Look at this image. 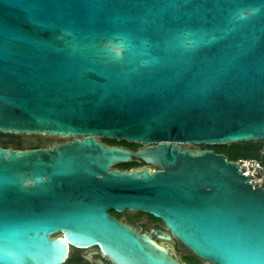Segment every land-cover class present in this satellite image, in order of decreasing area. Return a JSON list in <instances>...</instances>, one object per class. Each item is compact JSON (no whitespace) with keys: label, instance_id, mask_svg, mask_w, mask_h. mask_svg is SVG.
I'll return each mask as SVG.
<instances>
[{"label":"water","instance_id":"95a60500","mask_svg":"<svg viewBox=\"0 0 264 264\" xmlns=\"http://www.w3.org/2000/svg\"><path fill=\"white\" fill-rule=\"evenodd\" d=\"M0 131L73 137L0 146V264L71 245L186 264L110 210L159 218L209 264H264V186L181 145L264 140V0H0ZM131 159L154 168L115 167Z\"/></svg>","mask_w":264,"mask_h":264},{"label":"trees","instance_id":"16d2710c","mask_svg":"<svg viewBox=\"0 0 264 264\" xmlns=\"http://www.w3.org/2000/svg\"><path fill=\"white\" fill-rule=\"evenodd\" d=\"M8 133H4L0 131V146L9 147L13 146L15 149H26L27 147L19 141L18 139H14L12 137H8ZM108 143L114 144L123 141H116L114 139L103 138ZM39 146V143H33L28 145V148H36ZM201 148H209L213 149L217 153H224L225 156L230 159H236L238 157H250V158H258L262 162H264V140H248L243 142H231V143H223V144H214V145H203ZM143 163L137 162L135 160H130L127 162H121L115 165L117 168L121 169H130L133 167L141 166ZM111 214L115 215L116 217L120 218L121 213L116 212L114 210L109 211ZM140 214L144 212L139 211ZM150 215V214H149ZM152 219L157 220L158 218L153 217ZM186 264H204L200 257L196 254L191 252V254H184L183 258ZM66 261H71V258H68ZM64 264V263H63Z\"/></svg>","mask_w":264,"mask_h":264},{"label":"flooded vegetation","instance_id":"af4514ba","mask_svg":"<svg viewBox=\"0 0 264 264\" xmlns=\"http://www.w3.org/2000/svg\"><path fill=\"white\" fill-rule=\"evenodd\" d=\"M99 140L101 142L105 143V144H108V145H120V146L129 148V149H132V150H136L138 147H142V144L137 143V142H134V141H123V142H119V143L117 142V143L111 144V143H108L103 138L102 139H99ZM116 141H118V140H116ZM61 142H64V141H60V142H56V143H61ZM36 143H39V146H37L36 148H40V147H50L53 144H55V143L45 144L44 141H37ZM131 160H135L137 162L143 163L141 166H137V167L149 166L150 168H154V166H152V165H146L141 160H138V159H131ZM118 169H121V168H118ZM121 170H123V169H121ZM119 213H121V212H119ZM123 214L121 213L120 218L116 217L113 214H111V215L114 216V217H116L117 219H119V220L127 223V220H124L122 218ZM136 216L137 217H143V216H145L144 219H143V222H142V224H143L142 225V228L139 231H143V232H146V233L150 234L157 242L160 243V240L161 239H158L152 233V230L158 229V228L165 229V226H164V228H162L160 226V222H162V221L159 218L157 220L152 219L151 215H149V214H145V215L144 214H137ZM162 224H163V222H162ZM58 234H60V232L55 233L54 236H56ZM166 242L169 243V244H171V245L174 244L176 246L179 245V244H181L180 241L178 239H176L174 236H173V238H172L171 241H166ZM93 247H95L96 249L95 250L93 249L91 251H83V249L88 248V247H76V246H72L71 245L70 246V252H69V255H68V258H71V261H65L64 264H113L109 260V258L100 250V248L98 246H93ZM184 250L185 251H183V257H184V254H191V252H192L186 246H184ZM181 261H184V260H181Z\"/></svg>","mask_w":264,"mask_h":264},{"label":"rangeland","instance_id":"374dc122","mask_svg":"<svg viewBox=\"0 0 264 264\" xmlns=\"http://www.w3.org/2000/svg\"><path fill=\"white\" fill-rule=\"evenodd\" d=\"M9 136L8 137H12L14 139H18L19 141H21L25 147L28 148V145L36 143L37 141H44L45 144H51V143H56V142H60V141H68L70 139H72L73 137H64V136H58V135H49V134H15V133H8ZM98 139H102V137H98ZM151 144V143H150ZM183 147H196L198 149H201L202 145L201 144H186V143H182L181 144ZM10 148H13V146H9ZM123 214L122 218L124 220H127V223L129 225H131L133 228L137 229V230H141L142 228V222L145 216L143 217H137V214H140L139 211H130V210H125L123 212H121ZM144 215L147 213H143ZM160 226L162 228H164V225L162 224V222H160ZM160 244L164 245L169 252L176 257L179 260H183V251L184 250V246L182 244L179 245H174V244H169L164 240H160ZM95 250L96 248L91 246L88 248L83 249V251H91V250ZM201 259V258H200ZM201 261L204 264H209L207 261L201 259Z\"/></svg>","mask_w":264,"mask_h":264},{"label":"built area","instance_id":"2783aa9c","mask_svg":"<svg viewBox=\"0 0 264 264\" xmlns=\"http://www.w3.org/2000/svg\"><path fill=\"white\" fill-rule=\"evenodd\" d=\"M232 161L239 164V169L244 167L242 171L244 175H251L249 181L252 184L264 186V162L250 157H238Z\"/></svg>","mask_w":264,"mask_h":264}]
</instances>
